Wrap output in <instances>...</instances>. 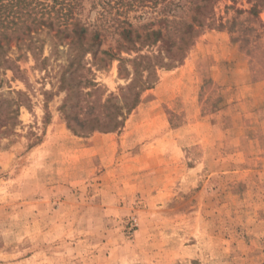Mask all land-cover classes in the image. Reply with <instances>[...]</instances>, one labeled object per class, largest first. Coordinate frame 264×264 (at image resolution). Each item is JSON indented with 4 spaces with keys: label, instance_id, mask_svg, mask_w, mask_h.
Here are the masks:
<instances>
[{
    "label": "rangeland",
    "instance_id": "1",
    "mask_svg": "<svg viewBox=\"0 0 264 264\" xmlns=\"http://www.w3.org/2000/svg\"><path fill=\"white\" fill-rule=\"evenodd\" d=\"M85 4L100 42L0 31V264H264V7L178 48Z\"/></svg>",
    "mask_w": 264,
    "mask_h": 264
},
{
    "label": "trees",
    "instance_id": "2",
    "mask_svg": "<svg viewBox=\"0 0 264 264\" xmlns=\"http://www.w3.org/2000/svg\"><path fill=\"white\" fill-rule=\"evenodd\" d=\"M86 1L88 0H0V31L4 36H8L25 28L22 34L25 33L32 39V31L37 33L40 29L47 28L59 40L62 37H72L79 42L88 34H92L93 39L99 40L100 32L90 31L83 22L82 11ZM217 1L90 0L94 6L101 4L102 19L107 18L109 11L116 9L113 19L119 21L121 27L119 34L127 38H132L133 32L135 37L141 36L126 15L128 11H140L138 18L154 14L155 18L143 25L144 28L149 26L145 29L144 39L151 43L162 41L164 45L169 44V40L173 39L178 42V48L189 47L200 30L209 25ZM247 1L252 3V12H256L259 6L264 7V0ZM156 23L158 27L154 28ZM16 38L20 39V35ZM93 47L85 49L93 52L97 49Z\"/></svg>",
    "mask_w": 264,
    "mask_h": 264
}]
</instances>
